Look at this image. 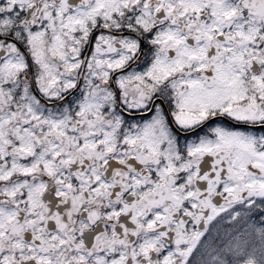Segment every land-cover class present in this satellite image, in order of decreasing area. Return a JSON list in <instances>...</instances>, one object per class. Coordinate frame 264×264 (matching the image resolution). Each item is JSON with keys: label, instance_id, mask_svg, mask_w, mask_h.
I'll return each mask as SVG.
<instances>
[{"label": "snow or ice", "instance_id": "snow-or-ice-1", "mask_svg": "<svg viewBox=\"0 0 264 264\" xmlns=\"http://www.w3.org/2000/svg\"><path fill=\"white\" fill-rule=\"evenodd\" d=\"M0 264H264V0H0Z\"/></svg>", "mask_w": 264, "mask_h": 264}]
</instances>
